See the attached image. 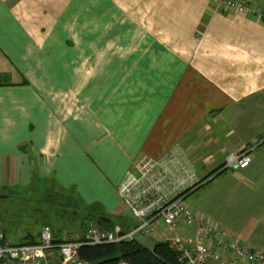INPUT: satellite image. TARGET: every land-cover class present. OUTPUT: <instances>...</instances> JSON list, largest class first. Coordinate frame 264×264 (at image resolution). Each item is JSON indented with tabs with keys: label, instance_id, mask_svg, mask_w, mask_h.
Returning a JSON list of instances; mask_svg holds the SVG:
<instances>
[{
	"label": "crops",
	"instance_id": "obj_1",
	"mask_svg": "<svg viewBox=\"0 0 264 264\" xmlns=\"http://www.w3.org/2000/svg\"><path fill=\"white\" fill-rule=\"evenodd\" d=\"M263 138L264 25L253 18L214 0H0V195L70 207L71 236L91 221L130 233L119 188L147 166L171 198L214 185L226 221L206 198L187 204L264 250ZM244 151L246 169L226 167ZM149 237L153 250L175 234Z\"/></svg>",
	"mask_w": 264,
	"mask_h": 264
},
{
	"label": "built area",
	"instance_id": "obj_2",
	"mask_svg": "<svg viewBox=\"0 0 264 264\" xmlns=\"http://www.w3.org/2000/svg\"><path fill=\"white\" fill-rule=\"evenodd\" d=\"M214 2L232 14L253 18L264 25V11L248 0ZM250 162L249 151L233 153L227 156L226 167L243 170ZM146 167L134 168L141 171L140 177H136L133 170L129 171L119 188L121 197L137 220L130 233L119 228L105 229L97 221H91L86 225L87 232L82 239L71 236L56 244L51 230L44 227L40 243L25 245L11 242L0 224V264H91L80 257L84 247L138 242L162 227L175 234L169 244L178 253V264H264L263 249L240 243L216 222L201 217L187 204L185 196L168 197L160 181L149 177ZM117 264L130 263L120 260Z\"/></svg>",
	"mask_w": 264,
	"mask_h": 264
},
{
	"label": "rangeland",
	"instance_id": "obj_3",
	"mask_svg": "<svg viewBox=\"0 0 264 264\" xmlns=\"http://www.w3.org/2000/svg\"><path fill=\"white\" fill-rule=\"evenodd\" d=\"M213 188L214 185L202 188L196 194L187 197V203L195 205L197 200L206 198L210 202V211L221 215L226 221V212L223 213L220 209L222 198L216 189L213 191ZM25 191L21 190L17 195L0 200V223L11 242L15 244L29 243L26 241L31 239V241L39 240L37 243H40L39 237L44 226L49 227L52 234L60 239L75 234L77 228L72 219L70 207L60 206L59 201L43 203L39 194L34 191ZM200 206L197 210H202ZM262 228L258 233L263 235ZM138 242L148 249L154 246V241L150 237H142Z\"/></svg>",
	"mask_w": 264,
	"mask_h": 264
},
{
	"label": "trees",
	"instance_id": "obj_4",
	"mask_svg": "<svg viewBox=\"0 0 264 264\" xmlns=\"http://www.w3.org/2000/svg\"><path fill=\"white\" fill-rule=\"evenodd\" d=\"M191 190L183 192L181 196H186ZM53 240L56 244L62 242L54 235ZM24 244L38 243L31 241ZM80 257L91 264H117L120 260H126L130 264H178V253L171 248L169 243H159L153 250L144 247L137 241L84 247L81 250Z\"/></svg>",
	"mask_w": 264,
	"mask_h": 264
},
{
	"label": "water",
	"instance_id": "obj_5",
	"mask_svg": "<svg viewBox=\"0 0 264 264\" xmlns=\"http://www.w3.org/2000/svg\"><path fill=\"white\" fill-rule=\"evenodd\" d=\"M5 196L0 195V199L4 198Z\"/></svg>",
	"mask_w": 264,
	"mask_h": 264
}]
</instances>
